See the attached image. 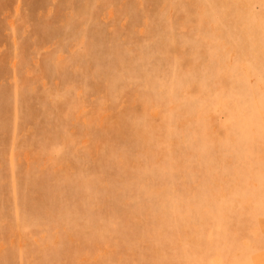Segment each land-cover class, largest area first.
<instances>
[{
  "label": "rangeland",
  "instance_id": "374dc122",
  "mask_svg": "<svg viewBox=\"0 0 264 264\" xmlns=\"http://www.w3.org/2000/svg\"><path fill=\"white\" fill-rule=\"evenodd\" d=\"M0 264H264V0H0Z\"/></svg>",
  "mask_w": 264,
  "mask_h": 264
}]
</instances>
